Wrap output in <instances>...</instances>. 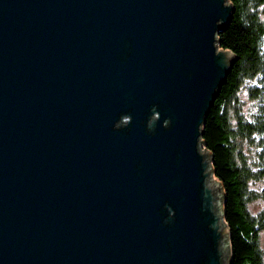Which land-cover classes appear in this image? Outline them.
I'll use <instances>...</instances> for the list:
<instances>
[{"label":"water","instance_id":"95a60500","mask_svg":"<svg viewBox=\"0 0 264 264\" xmlns=\"http://www.w3.org/2000/svg\"><path fill=\"white\" fill-rule=\"evenodd\" d=\"M228 0H0V264H230L201 128Z\"/></svg>","mask_w":264,"mask_h":264},{"label":"trees","instance_id":"16d2710c","mask_svg":"<svg viewBox=\"0 0 264 264\" xmlns=\"http://www.w3.org/2000/svg\"><path fill=\"white\" fill-rule=\"evenodd\" d=\"M233 13L217 34L235 59L201 128L211 169L222 190L230 264H264V0H228ZM260 200L254 212L251 203Z\"/></svg>","mask_w":264,"mask_h":264},{"label":"rangeland","instance_id":"374dc122","mask_svg":"<svg viewBox=\"0 0 264 264\" xmlns=\"http://www.w3.org/2000/svg\"><path fill=\"white\" fill-rule=\"evenodd\" d=\"M263 185H264V180H262V182L260 184H257L254 187L259 189ZM262 205H263V202L262 201L256 200V201H254V202L251 203V206L250 207H251V209L254 212H256V211H258L262 207ZM260 247L264 251V230L261 231V233H260Z\"/></svg>","mask_w":264,"mask_h":264}]
</instances>
